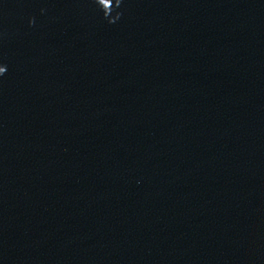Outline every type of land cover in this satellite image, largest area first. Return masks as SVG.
<instances>
[{
    "label": "water",
    "instance_id": "1",
    "mask_svg": "<svg viewBox=\"0 0 264 264\" xmlns=\"http://www.w3.org/2000/svg\"><path fill=\"white\" fill-rule=\"evenodd\" d=\"M0 264H264V0H0Z\"/></svg>",
    "mask_w": 264,
    "mask_h": 264
},
{
    "label": "clouds",
    "instance_id": "2",
    "mask_svg": "<svg viewBox=\"0 0 264 264\" xmlns=\"http://www.w3.org/2000/svg\"><path fill=\"white\" fill-rule=\"evenodd\" d=\"M5 73V68L4 67H0V75H3Z\"/></svg>",
    "mask_w": 264,
    "mask_h": 264
}]
</instances>
